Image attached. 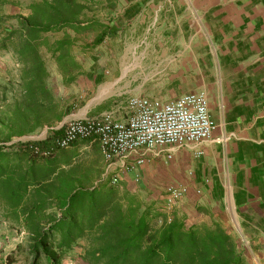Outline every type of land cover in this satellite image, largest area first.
Listing matches in <instances>:
<instances>
[{"label":"crops","instance_id":"crops-1","mask_svg":"<svg viewBox=\"0 0 264 264\" xmlns=\"http://www.w3.org/2000/svg\"><path fill=\"white\" fill-rule=\"evenodd\" d=\"M117 3L121 22L107 25L118 29L122 41L118 53L105 52L109 71L101 56L89 51L78 56L74 49L72 54L81 70L75 81L65 86L51 55L42 52L54 94L63 100L73 96L79 101L64 119L108 112L123 120L132 96L167 101L183 93L203 92L215 124L211 138L192 148L171 150L173 161L183 165L177 183L188 186L187 195L179 203L183 207L186 203L189 209L201 204L203 211L196 216L178 214V203L173 215H185L187 221L201 222L207 218L208 223H221L235 239L244 264H264V0ZM148 57L166 59L161 72L168 76V81L155 87L169 92L168 96L138 94L145 90L141 60ZM18 68L11 52L0 51L1 85L16 84ZM130 72L133 76L127 78ZM153 72H159L158 65L147 73ZM126 92L137 93L127 96ZM92 141L96 143L94 149L100 154L103 170L98 141ZM90 146L80 147L79 153H89L93 150ZM195 150L201 153L197 156ZM26 242L24 232L0 219V264H6V256L16 253L19 246L24 248ZM73 251L85 264L80 247L75 246Z\"/></svg>","mask_w":264,"mask_h":264},{"label":"trees","instance_id":"trees-1","mask_svg":"<svg viewBox=\"0 0 264 264\" xmlns=\"http://www.w3.org/2000/svg\"><path fill=\"white\" fill-rule=\"evenodd\" d=\"M13 1L0 0V6L17 5ZM103 1L115 7V0H30L26 14H0V51L11 52L19 66L16 84H0V216L27 241L5 263L22 255L26 264H61L77 246L85 264H244L221 223L173 215L170 223L157 225L153 200H141L122 185L94 183L102 173L95 141L51 144L78 103L54 94L42 52L55 61L63 84L73 83L81 70L74 49L86 52L116 33L98 19L84 18L87 3ZM91 31L94 37L86 43ZM50 33L58 36L50 40ZM43 127L44 138L22 139ZM86 145L93 150L79 153Z\"/></svg>","mask_w":264,"mask_h":264},{"label":"built area","instance_id":"built-area-1","mask_svg":"<svg viewBox=\"0 0 264 264\" xmlns=\"http://www.w3.org/2000/svg\"><path fill=\"white\" fill-rule=\"evenodd\" d=\"M125 119H115L105 112L83 119H63L62 132L51 144L65 148L82 139L98 141L103 170L95 182L108 181L122 185L130 180L138 184L142 166L152 159L168 162L172 149L201 144L211 138L215 126L203 92H187L167 101L145 96H132L127 101ZM45 156L48 150L34 148ZM201 152H194L199 155ZM188 186L169 184L160 199L157 225L170 223L177 204L187 195ZM200 190H197L199 193Z\"/></svg>","mask_w":264,"mask_h":264},{"label":"rangeland","instance_id":"rangeland-1","mask_svg":"<svg viewBox=\"0 0 264 264\" xmlns=\"http://www.w3.org/2000/svg\"><path fill=\"white\" fill-rule=\"evenodd\" d=\"M13 2H17V5L14 4H5L4 6H0V14L5 15H13L15 13H22L26 14L27 9L26 5L30 2V0H14ZM118 3L117 0H115V7L109 8L106 5V1H103V4L100 6H93L90 3H87V7L85 9V15L84 18L87 19H98L103 24H106L108 22H116L119 24L121 22V16L118 12ZM14 23V20L6 21L2 25V32H7L9 29V26ZM117 29V28H116ZM95 32L91 31L85 35V41L86 43L91 42L92 38L94 37ZM55 36H58V34H51L50 37L54 38ZM122 39L120 40L118 29L114 36L112 37H106L104 41L101 43V45L94 47L93 49H89L87 51L94 54V56H101L103 58V66L107 67L106 69L109 71L108 68V53L105 55V52L111 51L113 54H116L119 52V43H121ZM134 41V39H133ZM75 51L77 52L78 56L79 53H82L79 46L75 48ZM130 61V60H129ZM166 59L162 58H152L148 57L143 60H141V67L144 69V73L142 74L143 83H145V90L138 92V94L153 96V97H165L168 96L169 92L166 91H160L155 86L158 83H164L168 81L167 75L163 74L161 70L163 69L161 66L165 63ZM140 65V64H139ZM158 65V73L156 74H149L150 68ZM131 66H134V62H131ZM155 71V70H154ZM128 75V74H127ZM132 72L129 73L127 78L132 77ZM121 85V84H119ZM137 92H126L125 95H131L135 94ZM69 98L67 101H73L74 98ZM76 102L79 104V101L76 100ZM47 135V128L43 131V129H40L37 133L28 135L25 137H22V139H42ZM183 171V165L180 161L173 159L171 161L165 162L162 159H152L148 162H146L142 168H141V174L142 178L140 179V182L138 184H133L130 180L125 181L122 186L124 188L129 189L131 192L137 195V197L141 200L149 201L150 199L155 202V209L159 210L160 208V199L163 194L164 188L173 183H177L180 181L181 173ZM185 207L182 206V202L178 204L176 207V212L178 214L182 213H189V215H195L199 214L197 208H200L199 206H194L193 208L189 209L188 206H186V203L183 204ZM184 208V210L182 209ZM184 211V212H183ZM193 211V213L191 212ZM202 215H200L201 217ZM203 217V216H202ZM1 219V218H0ZM197 219V218H196ZM190 221H193V219H189ZM204 220L209 222V219L205 218ZM189 221V222H190ZM199 221V220H197ZM201 221V222H206ZM213 221V220H211ZM23 256H19L17 261L14 264H26L23 260ZM64 261V264H81L78 260V253L77 251H72L69 254L65 256V258L62 260Z\"/></svg>","mask_w":264,"mask_h":264}]
</instances>
